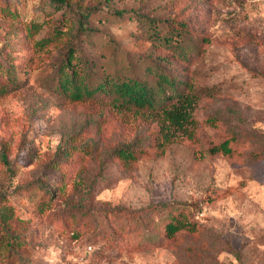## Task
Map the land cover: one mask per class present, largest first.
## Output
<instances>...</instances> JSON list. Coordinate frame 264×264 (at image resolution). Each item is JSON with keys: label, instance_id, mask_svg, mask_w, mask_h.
<instances>
[{"label": "rangeland", "instance_id": "obj_1", "mask_svg": "<svg viewBox=\"0 0 264 264\" xmlns=\"http://www.w3.org/2000/svg\"><path fill=\"white\" fill-rule=\"evenodd\" d=\"M63 1L0 0V56L15 68L0 70V209L13 210L0 243L17 237L0 264H264V154L248 156L264 153V0ZM67 16V38L37 50ZM150 21L186 28L190 61L167 70L191 77L194 136L123 166L114 151L154 124L103 121L63 99L54 73L69 47L106 62L124 51L140 72L156 57ZM229 135L243 155L210 154ZM179 214L198 232L166 237Z\"/></svg>", "mask_w": 264, "mask_h": 264}, {"label": "trees", "instance_id": "obj_2", "mask_svg": "<svg viewBox=\"0 0 264 264\" xmlns=\"http://www.w3.org/2000/svg\"><path fill=\"white\" fill-rule=\"evenodd\" d=\"M52 2L67 6L63 0ZM146 25V36L157 50L154 49L155 59L149 57L137 60L142 66L140 72L135 70L129 54L124 51H121L119 57H112L106 62L88 59L69 47L54 73L55 91L63 99L81 102L94 110L96 108L100 112L99 118L103 121L112 117L128 129H135L142 123L148 126L154 124L155 131L149 135L147 142L136 136L133 142L114 151V159L123 166L139 160L147 154L148 148L154 147L163 151L180 139H190L194 136L192 112L197 95L193 91L191 77L188 74L174 75L167 70L176 62L187 64L190 61L191 51L184 37L186 28L183 23L172 27L169 23L159 25L150 21ZM73 27V19L67 16L50 34L36 41L35 48L45 50L58 44L63 38H67ZM37 29L32 23L28 28L29 31ZM80 30L83 33L88 32L79 21L76 31ZM2 69L14 77V66L7 64L0 56V70ZM2 90L0 84V91ZM212 94L208 93L209 96ZM104 112L107 115H104ZM99 125L102 126L101 123ZM238 142L236 135H229L217 146L210 147L209 152L227 158L242 156ZM263 154L256 151L248 156L258 161L262 159ZM12 218L11 208L0 209V221L3 226H8ZM183 231L195 234L198 229L183 214L170 215L164 224L165 236L173 238L176 233ZM3 235L1 248L10 249L16 244L14 242L17 237ZM72 235L77 238L76 232Z\"/></svg>", "mask_w": 264, "mask_h": 264}]
</instances>
